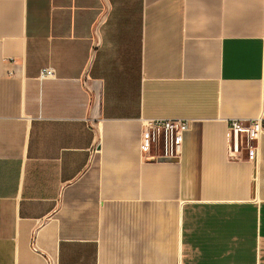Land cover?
<instances>
[{"label": "crops", "instance_id": "crops-1", "mask_svg": "<svg viewBox=\"0 0 264 264\" xmlns=\"http://www.w3.org/2000/svg\"><path fill=\"white\" fill-rule=\"evenodd\" d=\"M263 92L264 0H0V264H264Z\"/></svg>", "mask_w": 264, "mask_h": 264}, {"label": "built area", "instance_id": "built-area-1", "mask_svg": "<svg viewBox=\"0 0 264 264\" xmlns=\"http://www.w3.org/2000/svg\"><path fill=\"white\" fill-rule=\"evenodd\" d=\"M50 68H42L40 77L52 75ZM139 145L141 150L151 152L152 159L177 160L181 150L182 135L189 128L190 120L186 118H143ZM234 143L237 138L256 141L264 133V92L259 113L252 118H232L226 121ZM253 151L256 147L251 145ZM31 248L38 251L33 242Z\"/></svg>", "mask_w": 264, "mask_h": 264}]
</instances>
